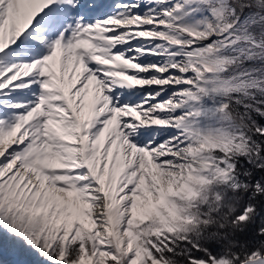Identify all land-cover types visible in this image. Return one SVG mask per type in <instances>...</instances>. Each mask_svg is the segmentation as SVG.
Instances as JSON below:
<instances>
[{"label":"snow or ice","instance_id":"6c2138e0","mask_svg":"<svg viewBox=\"0 0 264 264\" xmlns=\"http://www.w3.org/2000/svg\"><path fill=\"white\" fill-rule=\"evenodd\" d=\"M257 16L264 0H0V264H264V92L225 97L201 75L264 72L243 57L224 72ZM233 113L243 158L222 148L231 129L204 135ZM206 161L228 183L206 186ZM207 191L224 205L196 227Z\"/></svg>","mask_w":264,"mask_h":264},{"label":"trees","instance_id":"16d2710c","mask_svg":"<svg viewBox=\"0 0 264 264\" xmlns=\"http://www.w3.org/2000/svg\"><path fill=\"white\" fill-rule=\"evenodd\" d=\"M254 18H257V21H259L260 25H264V23H262L264 21V18H261L259 16ZM256 26L258 27V25ZM254 34H253L254 35L253 38L256 36L258 37V39H260V37L257 36L255 32ZM245 42L249 43L250 41L245 40ZM253 45L255 46L254 47L252 46L250 49H253L254 52L244 53L242 51H237L236 57H238L237 58L238 63L236 65L228 64L224 68L225 71L227 72L229 69H233L234 68L233 66H236L238 68L241 65V57H243L245 60L247 59L259 60L261 58H264V47H262V45H256V44ZM262 85H264V72L239 73L233 76L230 80H225V89L227 90L225 92L228 96H231L233 93H238L241 99H251V94L253 89H259L261 92H264V87H262ZM230 119L235 122V127L233 126L232 123H228L224 127L231 129L235 135L234 138L231 139V143L225 147V155L240 156L242 158L248 156L250 152H253V149L250 147L248 141L243 138V133L237 132V128H242L244 126V122L239 117L238 113L231 114ZM203 182L209 188H211L213 184L221 183L218 179H214L211 181L204 179ZM230 194L231 193H229V195ZM199 202L202 205H207L209 211L205 213L204 219L198 221L196 227H203V228L211 227L214 222L213 213L217 212L223 207L224 197L214 191H207ZM232 210L233 208L231 207L227 209L228 212H231ZM258 223H259V218H257L256 224H249L246 232L243 234L242 238L248 242L249 248H253L257 245V241L259 238L255 236V231L258 227Z\"/></svg>","mask_w":264,"mask_h":264},{"label":"rangeland","instance_id":"374dc122","mask_svg":"<svg viewBox=\"0 0 264 264\" xmlns=\"http://www.w3.org/2000/svg\"><path fill=\"white\" fill-rule=\"evenodd\" d=\"M190 23H192V22H190ZM221 23L227 25V23H228L227 17H225L224 20ZM262 23H264V21ZM253 25H255V26L258 25V27L261 26L260 23H259V21H257V18H252V19H250L249 21L246 22V24L240 29V32L245 30L253 38V36L255 35L254 32L248 31V29L249 28H252ZM178 34L179 33H177V35ZM0 39H3V36L2 35H0ZM238 39L242 42V46H241L242 47V50L241 49H237L236 51H242L244 53L254 52L253 49H250V48L252 46L254 47L255 45H253V44H255V43H253L252 41H250L251 43L250 42L249 43L248 42H245V40H242L240 37H238ZM253 39H256L258 41L260 40L256 36ZM262 44H264V41H261L260 44H256V45H262ZM186 54H194V55L200 56V55H202V52L200 50H197V51L195 50L192 53H186ZM237 58L238 57H236L235 60L233 62H230L229 64L230 65H236L238 63L237 62L238 61ZM194 66H196V65H194ZM233 67L234 68L232 70L235 71L237 67L236 66H233ZM224 72H226L225 69H224ZM214 74H215L216 78H213L211 80L212 84L213 83H216L218 86L221 87L222 90H224L225 89V80H222L221 79L223 73H214ZM200 94L202 95L203 93H200ZM223 95H225V97H229L226 94L225 91H223ZM217 123H219V122H217ZM225 125L226 124H220V128L219 129H213L212 128V125L211 124H208V125L205 126L204 135H207L209 131H214L215 132V131H222V130L229 129V128L224 127ZM229 144L230 143L225 144V145L222 146V148H223L224 151H225V147L228 146ZM202 147H203L204 151H207V152H214V151H217L218 150L215 146H209V144L207 142H202ZM208 162H211V161H208ZM211 163H213V168L211 170H208V171L205 170L204 172L214 171L215 172L216 179H218L221 183H225V184L228 183L229 177H230L231 172H232L231 167H227L225 169H218V168H215L214 162H211ZM185 171H187V169H185ZM192 171L193 172H196V171H203V170H200L198 168H193ZM202 179L204 180L203 177H202ZM233 190H235V188H233Z\"/></svg>","mask_w":264,"mask_h":264},{"label":"bare ground","instance_id":"6f19581e","mask_svg":"<svg viewBox=\"0 0 264 264\" xmlns=\"http://www.w3.org/2000/svg\"><path fill=\"white\" fill-rule=\"evenodd\" d=\"M143 6V5H142ZM179 35V34H178ZM239 37L242 39V40H247V41H252V38H250V36H249V33L247 32V31H241L240 32V35H239ZM173 47H175V46H177V45H172ZM187 45H185V47H186ZM197 51V50H196ZM167 52V49L165 48V49H163L162 50V55L164 54V53H166ZM66 53H64L63 51H62V53H61V55H65ZM185 55V57H186V60H185V62H184V66L185 67H194V65H197L198 63H199V57L201 56H197V55H194V54H184ZM14 59H17V57H13ZM156 59H158V58H152V60L153 61H155ZM172 59V57L171 56H169L168 57V60L170 61ZM73 60H74V56H73ZM145 62H148V58H145ZM200 67L201 68H204V67H206V66H204V65H200ZM201 75H204V76H209L210 77V79L209 80H207V81H203V83H206V84H212V82H211V80L213 79V78H216V76H215V74L214 73H208V72H202L201 73ZM197 163V168L198 169H200V170H203V171H205V170H211L212 168H213V163H211V162H208V161H206V162H204L203 164H201L200 162H196Z\"/></svg>","mask_w":264,"mask_h":264},{"label":"water","instance_id":"95a60500","mask_svg":"<svg viewBox=\"0 0 264 264\" xmlns=\"http://www.w3.org/2000/svg\"><path fill=\"white\" fill-rule=\"evenodd\" d=\"M249 36H250V35H249ZM250 38H252V37L250 36ZM257 41H258V40L252 38V42H253V43H255V44H260V42H257Z\"/></svg>","mask_w":264,"mask_h":264}]
</instances>
